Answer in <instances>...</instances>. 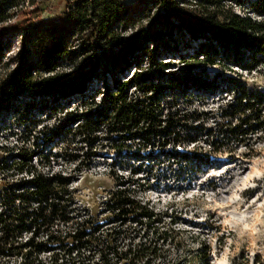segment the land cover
<instances>
[{
    "label": "trees",
    "instance_id": "trees-1",
    "mask_svg": "<svg viewBox=\"0 0 264 264\" xmlns=\"http://www.w3.org/2000/svg\"><path fill=\"white\" fill-rule=\"evenodd\" d=\"M21 1L0 0V61L5 67L0 111L22 98L24 105L39 99L43 110L54 112L60 103L76 101V108L66 109L58 123L44 130L48 141L78 135L93 142L103 129L120 140L118 148L140 140L131 154L141 157L147 142L179 134L173 129L178 112L164 111V100L175 103L177 95L186 97L191 90L217 92L219 73L208 78L206 65L229 59L249 67L247 58L253 64L264 59V19L240 14L223 0H65L61 14L36 18L18 17ZM251 8L261 10L255 3ZM14 38L18 46L10 53ZM179 40L188 52H180ZM167 54H176L181 64L171 68L163 60ZM224 80L236 91L217 113L238 116L241 122L221 130L244 132L258 124L264 88L250 89L232 75ZM260 121L264 126V119ZM179 154L188 158V151ZM60 155L72 156L66 150ZM18 156L30 160V155ZM86 162L74 172L82 171ZM29 172L5 186L0 197V264H168L162 257L167 231H157L158 213L132 189L108 192L103 200L107 217L121 225L104 232L93 214H74L69 183L75 173ZM84 247L93 252H81ZM43 252L50 253L48 260L40 256Z\"/></svg>",
    "mask_w": 264,
    "mask_h": 264
},
{
    "label": "rangeland",
    "instance_id": "rangeland-1",
    "mask_svg": "<svg viewBox=\"0 0 264 264\" xmlns=\"http://www.w3.org/2000/svg\"><path fill=\"white\" fill-rule=\"evenodd\" d=\"M223 1L240 14L264 19V0H242L243 4L239 0ZM252 3L261 10H253ZM17 7L18 17L55 16L64 10L65 0H24ZM178 44L180 52L189 51L182 48L181 40ZM17 46L14 38L9 52ZM166 56L163 60H169L171 68L181 64L176 54ZM246 63L250 66L221 59L206 65L208 78L219 73L218 90L212 95L191 90L186 97L177 95L175 103L164 100V111L178 112L179 121L173 129L179 134L147 142L141 157L131 154L140 140H128L118 148L120 140H113L103 129L97 131L93 142L81 141L78 135L48 141L44 130L58 123L66 109L76 108V101L60 103L56 112L43 110L45 106L39 99L27 105L24 98L12 102L0 111V197L5 186L27 177L29 169L75 173L69 187L74 190L77 218L93 214L104 232L120 227L118 219L107 217L103 200L111 189H132L136 198L158 213L159 220L154 222L157 231H167L162 257L168 264H264V126L259 124L264 119V103L260 118H253L258 124L248 126L244 132H223L221 127L234 126L241 119L217 113L236 91L233 85L226 87L227 76L241 79L250 89L264 88V59L253 64L247 58ZM4 70L0 61V76ZM207 129L211 133H206ZM194 133L195 140H190ZM65 150L72 156H61ZM180 151H188V158L181 157ZM19 153L30 155V160H24ZM84 159L87 164L82 171L74 172ZM130 230L131 234L135 232ZM89 251L93 249L81 248L85 254ZM40 256L48 260L50 253ZM162 257L158 260L163 261Z\"/></svg>",
    "mask_w": 264,
    "mask_h": 264
}]
</instances>
